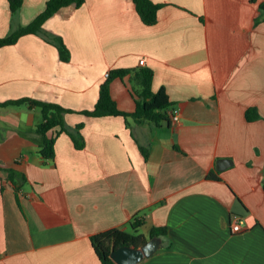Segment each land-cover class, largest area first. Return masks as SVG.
Masks as SVG:
<instances>
[{"label":"crops","instance_id":"crops-1","mask_svg":"<svg viewBox=\"0 0 264 264\" xmlns=\"http://www.w3.org/2000/svg\"><path fill=\"white\" fill-rule=\"evenodd\" d=\"M152 1L161 4L153 24L133 0L59 9L43 27L62 36L69 61L31 33L0 47V102H57L74 110L64 119L82 122L84 137L79 149L61 131L54 159H44L39 108L0 105V264H101L90 236L128 230L135 218L144 234L167 227L138 264H264V0ZM45 5L24 0L19 22ZM10 23L0 0V37ZM140 66L152 68L153 91L165 87L178 122L80 112L94 106L110 69ZM110 91L134 110L128 76ZM250 108L258 117L247 119ZM211 169L219 180L206 177Z\"/></svg>","mask_w":264,"mask_h":264},{"label":"trees","instance_id":"trees-1","mask_svg":"<svg viewBox=\"0 0 264 264\" xmlns=\"http://www.w3.org/2000/svg\"><path fill=\"white\" fill-rule=\"evenodd\" d=\"M23 1L24 0H8L11 12L10 30L6 35L0 37V47L14 44L21 36L31 33L55 45L58 49L60 59L62 61H69L70 50L65 44L62 36L45 29L43 24L47 18L62 7L68 5L79 7L85 0H46L44 10L25 25L19 22L20 9ZM133 2L141 20L145 24H153L156 22L157 10L161 6L160 3H155L152 0H133ZM259 7L261 12L264 13V2L259 3ZM125 76L129 78L131 92L135 99V108L132 111L119 108L110 91L111 81L116 77L123 79ZM152 78L153 70L148 66L110 69L106 78L99 86V93L94 106L90 109H83L80 112L89 116H122L126 120V123L128 118L132 117L137 121L147 120L156 125L160 123L170 124L171 118L167 109L171 105V101L169 100L165 87L161 86L156 91L151 89ZM20 103H27L28 106L31 107L36 106L40 110V118L36 123V129L41 134L40 154L44 159H54L55 138L61 131H65L71 136L76 148L80 149L84 147V137L81 134L83 123L80 122L71 126L67 124L64 119V114L66 112H73V109L66 108L57 102L30 97L7 100L0 102V105ZM246 117L247 119L258 117L255 108L247 109ZM51 130H55L54 135L48 136V132ZM140 149L146 159L149 155V149L142 145ZM2 169L7 171V176L10 179H13L15 170L12 168ZM206 177L209 179H220L215 169H211ZM262 183L264 188V177ZM135 219L130 222V226L135 233L120 227H111L90 236L92 247L101 264H117L114 259L113 251L120 246L130 245L132 247H140L150 238L158 237L163 239V237L166 236L167 227L165 225L151 226L147 234L138 232L142 222Z\"/></svg>","mask_w":264,"mask_h":264},{"label":"water","instance_id":"water-1","mask_svg":"<svg viewBox=\"0 0 264 264\" xmlns=\"http://www.w3.org/2000/svg\"><path fill=\"white\" fill-rule=\"evenodd\" d=\"M221 169V165H217ZM161 245V240L157 237L150 238L140 247L123 245L113 251L117 264H138L144 257L152 255Z\"/></svg>","mask_w":264,"mask_h":264},{"label":"built area","instance_id":"built-area-1","mask_svg":"<svg viewBox=\"0 0 264 264\" xmlns=\"http://www.w3.org/2000/svg\"><path fill=\"white\" fill-rule=\"evenodd\" d=\"M145 60L144 58L140 59L139 61V64L142 65L144 64ZM171 119L174 121V122H178L179 120V114H178V109L177 108H174L171 110ZM241 220L240 219H236L234 221V223L232 224V230L233 231H238L240 228H241Z\"/></svg>","mask_w":264,"mask_h":264},{"label":"rangeland","instance_id":"rangeland-1","mask_svg":"<svg viewBox=\"0 0 264 264\" xmlns=\"http://www.w3.org/2000/svg\"><path fill=\"white\" fill-rule=\"evenodd\" d=\"M128 231L135 233V232L133 231V229L131 228V226H128ZM141 231H145V227H140V228L138 229V232H141Z\"/></svg>","mask_w":264,"mask_h":264}]
</instances>
